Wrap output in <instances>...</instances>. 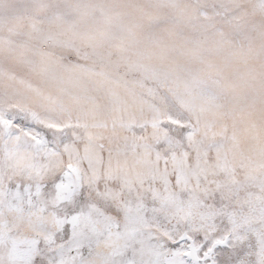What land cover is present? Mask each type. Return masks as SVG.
Wrapping results in <instances>:
<instances>
[{"label": "snow or ice", "instance_id": "6c2138e0", "mask_svg": "<svg viewBox=\"0 0 264 264\" xmlns=\"http://www.w3.org/2000/svg\"><path fill=\"white\" fill-rule=\"evenodd\" d=\"M0 264H264V0L5 4Z\"/></svg>", "mask_w": 264, "mask_h": 264}, {"label": "rangeland", "instance_id": "374dc122", "mask_svg": "<svg viewBox=\"0 0 264 264\" xmlns=\"http://www.w3.org/2000/svg\"><path fill=\"white\" fill-rule=\"evenodd\" d=\"M14 2H16V0H0V12H3L5 4ZM240 144L245 149H247L251 144V137L246 129L241 132Z\"/></svg>", "mask_w": 264, "mask_h": 264}]
</instances>
